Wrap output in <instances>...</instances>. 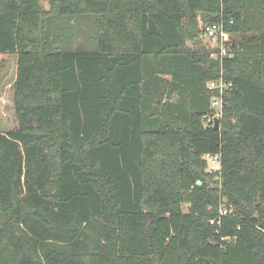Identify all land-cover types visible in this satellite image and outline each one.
Segmentation results:
<instances>
[{
	"label": "trees",
	"instance_id": "16d2710c",
	"mask_svg": "<svg viewBox=\"0 0 264 264\" xmlns=\"http://www.w3.org/2000/svg\"><path fill=\"white\" fill-rule=\"evenodd\" d=\"M8 55L0 264H264V0H0Z\"/></svg>",
	"mask_w": 264,
	"mask_h": 264
},
{
	"label": "built area",
	"instance_id": "2783aa9c",
	"mask_svg": "<svg viewBox=\"0 0 264 264\" xmlns=\"http://www.w3.org/2000/svg\"><path fill=\"white\" fill-rule=\"evenodd\" d=\"M201 36L210 42V57L224 59L229 55V37L231 34L224 29L223 22L207 23L201 27ZM232 87V82L224 77L222 71L216 79L206 82V89L210 94V114L204 116V123L214 122L215 118L221 117L224 105V93ZM201 159L207 165L208 172H218L220 170V153L205 152ZM225 212V211H224ZM213 223V221H211Z\"/></svg>",
	"mask_w": 264,
	"mask_h": 264
},
{
	"label": "rangeland",
	"instance_id": "374dc122",
	"mask_svg": "<svg viewBox=\"0 0 264 264\" xmlns=\"http://www.w3.org/2000/svg\"><path fill=\"white\" fill-rule=\"evenodd\" d=\"M40 4L48 7V0H40ZM202 42L210 45L204 37L199 35ZM229 42L232 40V35L229 37ZM16 58L13 55H8L0 62V132H5L16 127L17 123L14 117L13 101H12V83L15 78ZM206 171L208 167L206 165Z\"/></svg>",
	"mask_w": 264,
	"mask_h": 264
},
{
	"label": "water",
	"instance_id": "95a60500",
	"mask_svg": "<svg viewBox=\"0 0 264 264\" xmlns=\"http://www.w3.org/2000/svg\"><path fill=\"white\" fill-rule=\"evenodd\" d=\"M218 127H219V120L218 118H215L213 122V129L217 130ZM200 185H201V182H197V186H200Z\"/></svg>",
	"mask_w": 264,
	"mask_h": 264
}]
</instances>
